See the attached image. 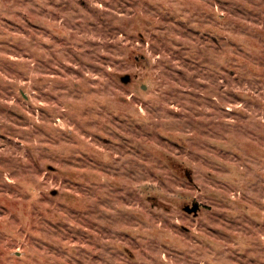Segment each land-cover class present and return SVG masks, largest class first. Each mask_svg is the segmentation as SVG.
Listing matches in <instances>:
<instances>
[{"label": "rangeland", "instance_id": "1", "mask_svg": "<svg viewBox=\"0 0 264 264\" xmlns=\"http://www.w3.org/2000/svg\"><path fill=\"white\" fill-rule=\"evenodd\" d=\"M0 264H264V0H0Z\"/></svg>", "mask_w": 264, "mask_h": 264}, {"label": "water", "instance_id": "2", "mask_svg": "<svg viewBox=\"0 0 264 264\" xmlns=\"http://www.w3.org/2000/svg\"><path fill=\"white\" fill-rule=\"evenodd\" d=\"M142 55H138V56H136V59H139L140 57H141ZM143 57V56H142ZM131 75L129 74V73H126V74H123L122 76H121V80L124 82V83H129L130 81H131ZM186 174H187V176H188V178L190 179V180H193V178H192V175H191V172L189 171V170H186ZM184 209L186 210V211H188V212H193L195 215H197L198 214V212H199V210H200V204H199V202H197V201H194L193 203H192V205L191 204H187L185 207H184Z\"/></svg>", "mask_w": 264, "mask_h": 264}]
</instances>
